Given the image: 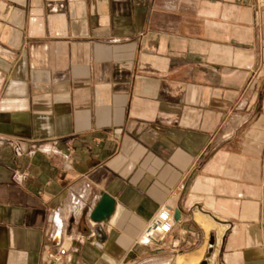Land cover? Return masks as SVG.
<instances>
[{"label":"crops","instance_id":"obj_1","mask_svg":"<svg viewBox=\"0 0 264 264\" xmlns=\"http://www.w3.org/2000/svg\"><path fill=\"white\" fill-rule=\"evenodd\" d=\"M61 251L264 264L261 0H0V264Z\"/></svg>","mask_w":264,"mask_h":264},{"label":"built area","instance_id":"obj_2","mask_svg":"<svg viewBox=\"0 0 264 264\" xmlns=\"http://www.w3.org/2000/svg\"><path fill=\"white\" fill-rule=\"evenodd\" d=\"M264 4V0H261ZM263 6V5H262ZM173 213L168 209H161L144 227L136 244L150 249L158 250L162 248L168 236L171 234L174 225ZM54 235V239L56 238ZM45 264H65L72 263L71 254L61 251L59 255L47 254L44 258Z\"/></svg>","mask_w":264,"mask_h":264},{"label":"water","instance_id":"obj_3","mask_svg":"<svg viewBox=\"0 0 264 264\" xmlns=\"http://www.w3.org/2000/svg\"><path fill=\"white\" fill-rule=\"evenodd\" d=\"M114 211V200L107 194H103L98 204L94 207L90 213L89 219L93 223H102L107 220ZM174 219H179V212H175Z\"/></svg>","mask_w":264,"mask_h":264},{"label":"rangeland","instance_id":"obj_4","mask_svg":"<svg viewBox=\"0 0 264 264\" xmlns=\"http://www.w3.org/2000/svg\"><path fill=\"white\" fill-rule=\"evenodd\" d=\"M180 261H182V262H180ZM177 264H188V263L185 262V261H183L182 258H178V259H177Z\"/></svg>","mask_w":264,"mask_h":264},{"label":"bare ground","instance_id":"obj_5","mask_svg":"<svg viewBox=\"0 0 264 264\" xmlns=\"http://www.w3.org/2000/svg\"><path fill=\"white\" fill-rule=\"evenodd\" d=\"M180 262H182V261H180Z\"/></svg>","mask_w":264,"mask_h":264}]
</instances>
